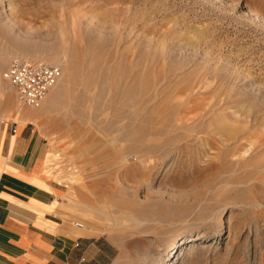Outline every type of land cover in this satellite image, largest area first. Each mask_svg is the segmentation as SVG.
Instances as JSON below:
<instances>
[{"label":"rangeland","instance_id":"rangeland-1","mask_svg":"<svg viewBox=\"0 0 264 264\" xmlns=\"http://www.w3.org/2000/svg\"><path fill=\"white\" fill-rule=\"evenodd\" d=\"M12 59L60 69L50 171L113 264H264V0H0V118Z\"/></svg>","mask_w":264,"mask_h":264},{"label":"crops","instance_id":"crops-1","mask_svg":"<svg viewBox=\"0 0 264 264\" xmlns=\"http://www.w3.org/2000/svg\"><path fill=\"white\" fill-rule=\"evenodd\" d=\"M44 103L0 118V264H113L115 245L74 226L69 190L50 171Z\"/></svg>","mask_w":264,"mask_h":264},{"label":"built area","instance_id":"built-area-1","mask_svg":"<svg viewBox=\"0 0 264 264\" xmlns=\"http://www.w3.org/2000/svg\"><path fill=\"white\" fill-rule=\"evenodd\" d=\"M60 77L58 66L46 61L12 59L3 79L15 93L20 106L39 108ZM75 227H82L78 221Z\"/></svg>","mask_w":264,"mask_h":264}]
</instances>
